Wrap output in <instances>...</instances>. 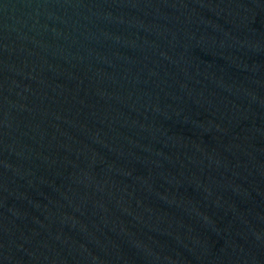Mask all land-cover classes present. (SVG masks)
<instances>
[{"label": "water", "instance_id": "95a60500", "mask_svg": "<svg viewBox=\"0 0 264 264\" xmlns=\"http://www.w3.org/2000/svg\"><path fill=\"white\" fill-rule=\"evenodd\" d=\"M0 264H264V0H0Z\"/></svg>", "mask_w": 264, "mask_h": 264}]
</instances>
